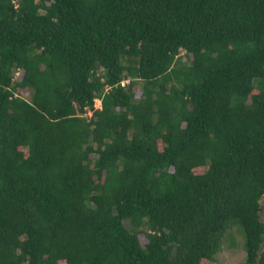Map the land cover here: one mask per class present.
<instances>
[{
    "label": "trees",
    "instance_id": "obj_1",
    "mask_svg": "<svg viewBox=\"0 0 264 264\" xmlns=\"http://www.w3.org/2000/svg\"><path fill=\"white\" fill-rule=\"evenodd\" d=\"M14 3L0 264H264V0Z\"/></svg>",
    "mask_w": 264,
    "mask_h": 264
},
{
    "label": "rangeland",
    "instance_id": "obj_2",
    "mask_svg": "<svg viewBox=\"0 0 264 264\" xmlns=\"http://www.w3.org/2000/svg\"><path fill=\"white\" fill-rule=\"evenodd\" d=\"M25 94V91H22V95ZM99 106V102L94 100V107ZM201 167L194 169V172H201ZM263 205L264 211V196L260 201ZM237 243L240 242V238L236 236ZM243 242V238H242ZM244 256L243 248L227 246L225 242H221L220 248L213 254L211 259H201L199 264H241V260Z\"/></svg>",
    "mask_w": 264,
    "mask_h": 264
},
{
    "label": "built area",
    "instance_id": "obj_3",
    "mask_svg": "<svg viewBox=\"0 0 264 264\" xmlns=\"http://www.w3.org/2000/svg\"><path fill=\"white\" fill-rule=\"evenodd\" d=\"M11 2H12L13 4H15V3H14V0H11ZM14 75L17 76V75H18V71H15V72H14Z\"/></svg>",
    "mask_w": 264,
    "mask_h": 264
},
{
    "label": "clouds",
    "instance_id": "obj_4",
    "mask_svg": "<svg viewBox=\"0 0 264 264\" xmlns=\"http://www.w3.org/2000/svg\"><path fill=\"white\" fill-rule=\"evenodd\" d=\"M127 82H128V79H127V80L125 79V80H122V81H121V84H125V83H127Z\"/></svg>",
    "mask_w": 264,
    "mask_h": 264
}]
</instances>
